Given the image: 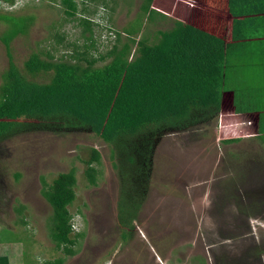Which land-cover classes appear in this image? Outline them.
<instances>
[{
	"label": "rangeland",
	"instance_id": "1",
	"mask_svg": "<svg viewBox=\"0 0 264 264\" xmlns=\"http://www.w3.org/2000/svg\"><path fill=\"white\" fill-rule=\"evenodd\" d=\"M75 1L79 13L75 21L66 18L61 0L0 1V14L33 17L27 33L10 45L13 61L22 72L31 53L46 56L51 52L56 59H70L74 46L82 53L90 43L88 34L77 25L84 0ZM143 1L86 2L89 11L97 12L87 15L98 24L93 28L97 53L111 47L116 39L125 42V30L139 21L145 29L135 37L152 41L158 30L173 26L176 15L183 17L191 2L156 0L163 16L147 22L141 11ZM5 30L6 25L0 22V38ZM58 35L64 38L63 43H58ZM7 66L0 40V75ZM35 80L47 81L41 77ZM228 137L240 139L223 143ZM92 148L101 156L96 186L84 177L83 161L89 159ZM71 168L76 171L77 185L69 212L73 232L82 236L73 247L74 255L65 256L48 237L51 209L41 190L43 182L51 184L59 173ZM118 198L110 147L93 133L39 131L2 140L0 256L8 257L10 264H48L58 259H63V264H264V143L234 120L227 122L218 116L162 137L154 151L146 201L137 220L125 221L126 227L117 225ZM18 204L25 207V226L17 223ZM213 208L221 210L219 215L222 210L234 212V219L225 213L213 216ZM229 220L234 224L226 227ZM225 231H230L229 240H225Z\"/></svg>",
	"mask_w": 264,
	"mask_h": 264
},
{
	"label": "trees",
	"instance_id": "2",
	"mask_svg": "<svg viewBox=\"0 0 264 264\" xmlns=\"http://www.w3.org/2000/svg\"><path fill=\"white\" fill-rule=\"evenodd\" d=\"M88 1H82L77 21L90 42L84 51L77 53L76 44H71L70 59H56L51 52L31 53L23 72L13 61L10 45L27 33L33 17L0 14L6 25L0 40L8 59L0 75V141L39 131L93 133L110 147L119 188L117 225L126 227V222L137 220L146 201L154 151L165 135L219 116L234 120L264 143V0H191L185 15H176L173 26L158 30L152 41L135 37L145 29L139 21L125 30V42L116 39L99 53L93 30L98 24L87 16L97 12L87 9ZM61 4L66 18L75 21L78 3ZM156 5V0L143 1L147 22L163 16ZM57 38L63 43L64 38ZM38 77L47 81L35 80ZM239 139L228 137L223 143ZM100 157L92 148L83 161L91 186L97 183ZM76 185L71 168L51 184L43 182L41 190L51 209L48 237L65 256L74 255L73 247L82 236L73 232L69 212ZM24 210L23 205L15 207L17 223L23 226ZM0 264H10L8 257L0 256ZM48 264H63V259Z\"/></svg>",
	"mask_w": 264,
	"mask_h": 264
},
{
	"label": "crops",
	"instance_id": "3",
	"mask_svg": "<svg viewBox=\"0 0 264 264\" xmlns=\"http://www.w3.org/2000/svg\"><path fill=\"white\" fill-rule=\"evenodd\" d=\"M257 202H254L253 201V204H254V206H255V204H256ZM211 211V210H210ZM221 210L220 209H214L213 208V212L211 211V213L213 214V216H218L219 215V212H220ZM225 213V214H224ZM211 214V215H212ZM231 215V218H233L234 219V212H227V211H224V210H222V214L221 215ZM221 215H219V216H221ZM257 218V217H256ZM230 221V223L231 224H225V226L226 227H231V225H233L234 223H232V220H229ZM228 236H230V231L229 232H227V231H225V240H229L228 238ZM214 237H215V235L214 234H212V236H211V238H210V240L213 242L214 241Z\"/></svg>",
	"mask_w": 264,
	"mask_h": 264
}]
</instances>
